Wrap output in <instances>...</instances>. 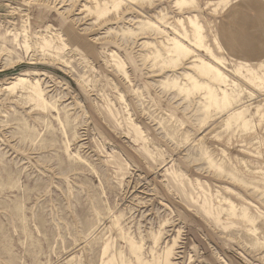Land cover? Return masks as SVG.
<instances>
[{"label": "rangeland", "instance_id": "obj_1", "mask_svg": "<svg viewBox=\"0 0 264 264\" xmlns=\"http://www.w3.org/2000/svg\"><path fill=\"white\" fill-rule=\"evenodd\" d=\"M0 264H264V0H0Z\"/></svg>", "mask_w": 264, "mask_h": 264}, {"label": "crops", "instance_id": "obj_2", "mask_svg": "<svg viewBox=\"0 0 264 264\" xmlns=\"http://www.w3.org/2000/svg\"><path fill=\"white\" fill-rule=\"evenodd\" d=\"M214 1V0H213ZM217 1H221V0H217Z\"/></svg>", "mask_w": 264, "mask_h": 264}, {"label": "bare ground", "instance_id": "obj_3", "mask_svg": "<svg viewBox=\"0 0 264 264\" xmlns=\"http://www.w3.org/2000/svg\"><path fill=\"white\" fill-rule=\"evenodd\" d=\"M220 76V75H219Z\"/></svg>", "mask_w": 264, "mask_h": 264}]
</instances>
